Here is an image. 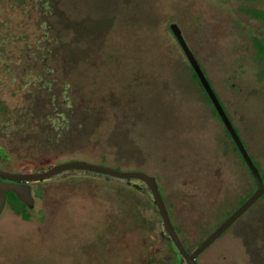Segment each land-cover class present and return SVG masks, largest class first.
<instances>
[{
    "label": "rangeland",
    "instance_id": "1",
    "mask_svg": "<svg viewBox=\"0 0 264 264\" xmlns=\"http://www.w3.org/2000/svg\"><path fill=\"white\" fill-rule=\"evenodd\" d=\"M33 2L0 0L6 152L24 166L85 158L153 174L193 247L254 181L168 25L180 27L264 175V82L257 89L251 45L258 21L240 11L243 0ZM38 55L33 65L28 56ZM48 83L54 94H39L35 86ZM134 182L139 189L71 171L40 183L27 220L1 213L0 264H156L166 253L160 216ZM263 235L264 197L198 260L264 264Z\"/></svg>",
    "mask_w": 264,
    "mask_h": 264
},
{
    "label": "flooded vegetation",
    "instance_id": "2",
    "mask_svg": "<svg viewBox=\"0 0 264 264\" xmlns=\"http://www.w3.org/2000/svg\"><path fill=\"white\" fill-rule=\"evenodd\" d=\"M33 1L34 2H33V4L30 7H31V9H37V5H36V1L37 0H33ZM243 1H244L243 4H240V7H239L240 8V11L241 12H244V14H246V15L254 16L256 18V20L258 21V23H257V25L255 27V33H252V35H251L252 36L251 37V45L254 47V50H255L254 51L255 52V55L253 57V61H254L253 63L256 66V83H257V89H258L259 87L262 86V84L264 82V0H243ZM0 5H1V3H0ZM29 12H31V10H29L28 12H26L25 10H23V13L25 15H27V16L30 15ZM170 23H169V25H170ZM169 25H168V28H169ZM179 29H180V27H179ZM169 30H170V28H169ZM180 31H181V29H180ZM244 31H246V32L249 33V30H247L246 28H245ZM181 34H182V31H181ZM182 37L184 38L186 44L188 45V43H187L185 37L183 36V34H182ZM175 40H176V42H177L180 50L184 54V52L182 50V47L180 46V44L178 43V41H177L176 38H175ZM1 42L4 43L5 41L4 40H1V6H0V50H1ZM30 46L31 45L28 44L27 45V48H29ZM188 47L191 50V48H190L189 45H188ZM47 53H49V51H47ZM184 56H185V54H184ZM28 57L33 60V63H32L33 65L34 64H37L39 62V60L40 61H41V59L43 60V57L42 56L39 57V55L38 56H28ZM194 57H195V55H194ZM67 58L69 59V57H67ZM0 64H1V61H0ZM188 64H189V62H188ZM30 65L31 64L27 65V67L30 66ZM200 67H201L202 71L204 72V70H203V68H202L201 65H200ZM26 69L27 68L25 67L24 70H26ZM44 70H45V67L42 68L41 71H40L42 75L45 74L43 72ZM204 75H205V73H204ZM191 76H192V73H191ZM196 77H197V75H196ZM206 78H207L208 82L210 83V85H211L214 93L216 94V96H217V98H218V100H219L222 108L224 109V107H223V105L221 103V100H220L219 96L217 95L215 89L213 88V86H212V84H211L208 76H206ZM193 79H195V78L193 77ZM196 81H197L196 83H198L197 85L199 86L200 90H202V89L204 90V88L202 87V85H201L198 77H197V80ZM32 84L34 85V83H32ZM36 85H38V84H36ZM50 85L51 84L48 83L47 85L44 84L43 86L39 85V86H35V87H36V90L37 91L39 90L38 91L39 94H42L44 92V89H45L46 93H50V92L53 93V88H51ZM66 89L67 90L69 89V85H66ZM203 90H202V92H203ZM0 91H1V68H0ZM205 93H206V91H205ZM53 94L51 95V99H53ZM206 95H207V93H206ZM207 97H208V95H207ZM209 103L211 104L212 111H213V109L215 110V108H214L212 102L210 101V99H209ZM69 106H70V103H67V106L66 107H69ZM31 109H32V107H30V110ZM215 112H216V110H215ZM213 113H214V111H213ZM225 113L228 116V114H227L226 111H225ZM214 115H216L218 117L219 122L222 125V128H223V131H224L225 135L227 134L226 135V136H228L227 138L230 139L233 147L235 148V150L239 154L242 162L246 165L243 157L241 156L240 152L238 151L235 143L233 142V140H232L229 132L227 131V129L223 125V123H222L220 117L218 116L217 112L214 113ZM228 118H229V116H228ZM229 120H230V118H229ZM5 121H6V108H5L4 103L1 101V96H0V182H2V183H15V184L23 185L24 188L27 186V188L29 189V192L31 194V202H30L31 204L28 205L27 203H25L22 200H20L19 198H17L12 191H7L6 194H5V201H4L3 208H2V210L0 212V216H1L2 211L4 209L7 211V208H8L14 215H19V218H21L22 220H27L29 218L30 210L33 209L35 207V205H36V201H37L38 197L39 196H42L41 193H40V190L41 189H40L39 184L42 183V182H47L49 180H52L54 177H56V176H58L60 174L68 173V172H71V171H84V172L86 171V172H89V173H99V172H96V171H92V170H88V169H82V168H67V169L59 170V171L55 172L54 174H52V175H50V176H48L46 178L34 179V180L12 179V178H8V177H5V176L1 175L3 172L4 173L7 172V173H11V174H16V175H26V174H32V173H37V172H45L49 168H51L53 166H56V165L61 164V163H64V162L73 161V160H76V161L85 160V161H88V162H92L89 159H85V158H75V159L72 158V159H67V160H63V161L56 162V163H52V164L46 165V166L42 165L41 163H36L34 160H31L30 162H28L27 163V166H24L23 164L18 165V163H17L18 159L17 158L13 159V157L10 156L6 152V150H5V137H6V132H5L6 123H5ZM231 124L233 125L232 121H231ZM233 127L236 130V132H237V134H238V136H239V138H240V140L242 142V139L240 137V134L241 133L240 134L238 133V131L235 128L234 125H233ZM242 144H243V142H242ZM248 155H249V153H248ZM93 163H98L100 165L107 166V165L104 164V161L103 160H101L99 162H93ZM246 167H247V165H246ZM112 168H114V167H112ZM115 169H119V168H115ZM119 170H121V169H119ZM137 170H131V171H137ZM247 170H248L249 174L251 175L248 167H247ZM138 171H143V170H138ZM143 172H145V171H143ZM145 173H148V172H145ZM259 173H260V171H259ZM99 174H103V173H99ZM103 175H105V174H103ZM150 175H153V174H150ZM260 175H261L262 180L264 181V175H262L261 173H260ZM106 176H109V175H106ZM111 177H113V176H111ZM251 177H252V175H251ZM116 178H119V177H116ZM119 179L126 180L127 182L130 183L131 186L136 187L138 189H139V184H136L134 181H139L140 184H142L143 190L145 189L149 193V195L152 197V200L154 202V205L156 206V208L158 210V213H159V216H160V221H161L160 230H159V236L166 243L164 245V248L166 250V253H163L162 254V258L160 257L158 260H156V264H188L187 261L185 260L184 256L182 255V253L180 252V250L176 246L175 242L173 241L172 237L166 232V230H165V228L163 226V220H162V217L160 215L159 209H158V207H157V205H156V203L154 201V197H153V195H152V193H151L148 185L145 182H143L141 179L137 178V177L119 178ZM252 179H253V177H252ZM155 180H156V177H155ZM253 181H254V179H253ZM156 182H157V180H156ZM157 185H158V183H157ZM255 188H256V183L254 181V183H253V189L250 190V192L247 193L246 196H244L243 200L240 201V203L238 204V206H240L246 200V198L249 197L252 194V192L255 190ZM158 191H159V188H158ZM160 194H161V197H162L163 202L165 204V207H166V210H167V214H168L170 223H171V225H172V227H173V229H174V231H175L178 239L182 243L184 250L187 253H189V254H191L211 234V232H213L217 228V226L224 219H226L238 207L237 206L236 208H234L226 216V218H224L222 221H220L218 223H215L214 224V227L212 228V230L211 231H207V233L205 234V236H203V238L201 240H199L193 247L190 248L188 246L185 238L182 236L181 230L179 229L178 226H176V224L174 223V221H173V219L171 217V212L169 211V208H168V206L166 204V201H165V198H164V194L163 195H162V193H160ZM263 197H264V193L261 194L253 203H256V201L258 199H261ZM253 203L251 205H253ZM249 207H247L230 225H228L222 232H220V234H218V236L216 238H214L207 246H205L201 251H199L197 253V255L194 258V261L197 264H202L201 262H199L198 256L201 253L205 252V250L209 248V245H211L215 240H217L218 237L222 236L223 233L226 231V229H228L231 225H233L235 223V221L237 219H239L244 213H246L248 211ZM249 236H250L249 237V240H253L254 242L256 241V239L254 238L255 236L252 237L253 234H251ZM260 237H261V235H260ZM262 237H264V235ZM161 261H163V262H161Z\"/></svg>",
    "mask_w": 264,
    "mask_h": 264
},
{
    "label": "water",
    "instance_id": "3",
    "mask_svg": "<svg viewBox=\"0 0 264 264\" xmlns=\"http://www.w3.org/2000/svg\"><path fill=\"white\" fill-rule=\"evenodd\" d=\"M169 28L174 35V37L177 39L178 43L182 47V50L191 65L193 71L196 73L202 87L206 91L210 101L212 102L218 116L220 117L223 125L229 132L233 142L235 143L238 151L240 152L241 156L243 157L255 183L256 188L252 192V194L246 198V200L238 206L226 219H224L217 228L211 232V234L191 253H187L180 240L178 239L167 214V210L165 207V204L163 202V199L161 197L160 192L158 191V185L155 180V177L153 175H150L148 173H145L143 171H131V170H119L115 169L109 166L100 165L98 163L88 162L85 160H73L69 162H64L61 164H58L56 166H53L49 168L45 172H37L32 174H26V175H16L11 174L7 172H3L1 175L12 178V179H21V180H34V179H41L46 178L55 172L67 169V168H82V169H88L92 171H96L99 173H103L105 175L113 176V177H119V178H129V177H137L141 179L143 182H145L153 197L154 201L159 209L160 215L163 220V226L166 230V232L172 237L173 241L175 242L176 246L184 256L185 260L188 264H197L194 261L195 256L199 251H201L205 246H207L214 238L220 234L228 225H230L247 207H249L261 194L264 193V181L261 178V175L259 173L258 168L255 166V164L252 162L250 156L248 155L244 145L242 144L236 130L234 129L233 125L231 124V121L229 120L228 116L226 115L224 109L222 108L216 94L214 93L210 83L208 82L206 76L204 75V72L202 71L200 64L198 63L197 59L194 57L192 51L189 49L188 45L186 44L184 38L182 37L181 31L178 27V25L175 22H171L169 25ZM7 191H12L17 198L22 200L23 202L30 205L31 203V194L29 192V189L27 186L24 188L23 185L15 184V183H2L0 182V212L3 208L4 201H5V194Z\"/></svg>",
    "mask_w": 264,
    "mask_h": 264
},
{
    "label": "trees",
    "instance_id": "4",
    "mask_svg": "<svg viewBox=\"0 0 264 264\" xmlns=\"http://www.w3.org/2000/svg\"><path fill=\"white\" fill-rule=\"evenodd\" d=\"M189 68H190V70H191L192 76L197 80L196 74L193 72V70H192V68H191L190 65H189ZM199 84H200V83H199ZM201 89H202V88H201ZM202 90H203V89H202ZM203 92H204V94H205V99L209 102V98L207 97V95H206V93H205L204 90H203ZM213 111H214V113H216L214 109H213Z\"/></svg>",
    "mask_w": 264,
    "mask_h": 264
}]
</instances>
